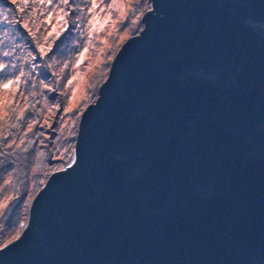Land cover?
<instances>
[{
	"label": "water",
	"instance_id": "95a60500",
	"mask_svg": "<svg viewBox=\"0 0 264 264\" xmlns=\"http://www.w3.org/2000/svg\"><path fill=\"white\" fill-rule=\"evenodd\" d=\"M141 20L0 264H264V0Z\"/></svg>",
	"mask_w": 264,
	"mask_h": 264
},
{
	"label": "rangeland",
	"instance_id": "374dc122",
	"mask_svg": "<svg viewBox=\"0 0 264 264\" xmlns=\"http://www.w3.org/2000/svg\"><path fill=\"white\" fill-rule=\"evenodd\" d=\"M95 3L89 12L93 0H0V247L21 233L48 176L73 159L83 109L150 8Z\"/></svg>",
	"mask_w": 264,
	"mask_h": 264
},
{
	"label": "snow or ice",
	"instance_id": "6c2138e0",
	"mask_svg": "<svg viewBox=\"0 0 264 264\" xmlns=\"http://www.w3.org/2000/svg\"><path fill=\"white\" fill-rule=\"evenodd\" d=\"M49 2H51V0H49ZM63 3L68 4V3H69V0H63ZM115 3H116V0H113V4H115ZM113 4H109L108 7H112ZM96 6H97V5H96V3H95V0H93L92 8H89L88 11L91 12L92 9L95 8ZM105 22H107V21H105ZM2 67H3V65L0 64V68H2ZM10 83H11V82H9V83H5V84L3 85V87H4V88H8Z\"/></svg>",
	"mask_w": 264,
	"mask_h": 264
},
{
	"label": "trees",
	"instance_id": "16d2710c",
	"mask_svg": "<svg viewBox=\"0 0 264 264\" xmlns=\"http://www.w3.org/2000/svg\"><path fill=\"white\" fill-rule=\"evenodd\" d=\"M27 214H28V213H27ZM19 220H20V218H19ZM17 225H18V220H17V223L13 225V228H14V229L12 230V232H13V235H14V236H13L12 238H14V237L16 236V234H18V231H15ZM21 226H22V224H21ZM12 238H11V239H12Z\"/></svg>",
	"mask_w": 264,
	"mask_h": 264
}]
</instances>
